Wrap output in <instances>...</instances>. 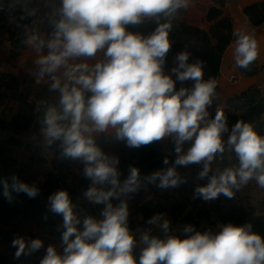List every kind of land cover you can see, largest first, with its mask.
<instances>
[{"label":"clouds","instance_id":"9594fccd","mask_svg":"<svg viewBox=\"0 0 264 264\" xmlns=\"http://www.w3.org/2000/svg\"><path fill=\"white\" fill-rule=\"evenodd\" d=\"M191 0H60L53 14L54 30L50 38L39 34L28 37L27 43L37 52L47 48V55L36 61L42 73L54 74L65 67L64 83L51 75L52 90L60 93L59 105L49 107L43 119L46 142H61L62 155L84 164V176L92 186L85 196L95 204H105L103 219L91 216L83 219L73 211L67 191L60 190L49 197L50 209L63 216V254L52 246L40 264H137L133 256L134 237L128 228V206L123 200L116 206L111 202L121 195L137 192L140 173L131 167L121 183L115 157L107 156L96 146L93 134L115 131L118 140L129 147H140L171 137L178 154L176 165L203 163L200 177L208 175L210 165L218 153L225 151L222 134L228 131L227 117L217 110L208 119V108L216 96L215 79H204L202 63H189V53L180 52L171 74L163 71L171 43V18L180 9H187ZM32 13H29L31 15ZM144 19H155L157 27L148 36L127 30L140 25ZM164 19L165 22L160 23ZM235 63L248 69L258 58V43L251 35L234 33ZM103 50L104 59L94 66L86 63L69 66L75 58H92ZM193 81L191 88L176 90V81ZM86 94H90L87 95ZM185 142H191L183 153ZM229 151H234L238 168H225L212 175L205 186L196 188L204 200L221 194L231 199L233 189H240L255 179L264 188V136L252 126L238 120L227 140ZM183 153V154H182ZM168 164L167 158L164 160ZM147 179L159 187H175L181 182L175 167L155 172ZM101 186V187H98ZM105 186H110L105 190ZM12 190L32 198L38 189L12 177ZM4 195L11 200L7 180L3 181ZM162 219L153 216L148 223ZM165 232L169 222L161 225ZM185 233H193L191 226ZM74 237V239L72 238ZM143 247L138 264H264V237L252 231V225H223L220 231L187 235L185 238L168 236L166 239L142 236ZM15 256L27 255L43 247L40 239L26 242L23 237L12 241ZM27 247V252H26Z\"/></svg>","mask_w":264,"mask_h":264},{"label":"trees","instance_id":"16d2710c","mask_svg":"<svg viewBox=\"0 0 264 264\" xmlns=\"http://www.w3.org/2000/svg\"><path fill=\"white\" fill-rule=\"evenodd\" d=\"M39 6L42 7V4ZM20 7V6H19ZM58 14L49 18L45 23L46 31H53V20L58 19ZM9 17L0 15V33L10 32V43L13 47L11 55H18L19 52L26 48L27 43L23 40L16 39L11 31ZM165 22L164 19L160 23ZM172 29L169 33L171 47L166 55L163 71L166 75L171 74L175 80V75L171 73L172 68L176 67L175 57L182 51L189 53V63H202L204 79H215L217 82L216 95L220 92L218 84V76L222 66V57L215 50L208 32L202 28L192 26L177 18H171ZM155 19H144L140 25L127 26V30L139 33L143 36L150 35L157 27ZM247 77H256L257 81L248 88L236 93L234 96L224 99V106L218 110L224 112L227 117L228 129L231 130L238 120L250 124L253 130L261 136H264V63L259 64L254 61L248 69H242ZM16 80L15 76L3 75L2 78ZM193 81H185L181 83L176 81V90L181 87L191 88ZM9 88L13 87L12 83L0 80V127L8 132L4 138H0V210L9 207H19L24 204H35L45 208L50 216V228L46 235L53 238L52 247L58 254H63L65 245L62 242L63 216L55 214L47 207L46 200L54 193L65 190L69 192V198L73 205V211L81 220L78 228H83V219L91 216L97 220L103 219L101 213L105 208V204H95L90 200H85V192L92 186L91 179L78 174L76 169H84V164L80 160H74L62 155L60 141H54L51 145L47 142L43 146L27 142L22 139L24 133L30 129L37 130L43 123L45 113L33 112L35 103L28 102V96H22V91L15 90L14 99L23 102V106L30 108V112L24 116L14 114L4 106L9 95ZM90 95V94H86ZM54 104L57 108L60 105L48 101L45 109ZM34 106V107H33ZM45 111V110H44ZM217 111L211 114V119L215 117ZM96 146H98L107 156L115 157L118 149L109 141L101 139L99 134H93ZM191 146V142H185L183 145V153ZM182 153V154H183ZM177 153L175 152V142L171 138L168 142V151L165 150L161 140L153 142L149 145L140 147H130L129 152L120 159L116 165L120 172V181H123L129 175L131 167H136L140 173V188L135 193L121 195L119 198L112 199L114 206L118 205L121 200L125 201L128 206V228L129 232L139 230L142 236L148 233L150 237L166 239L168 236H177L185 238L194 232L208 231L216 234L220 231L213 230L217 223L224 221V216L237 217V226L252 225L254 233L261 234L264 237V199L261 208H245L239 204L234 192L233 198L229 199L224 195H220L216 199L204 200L196 194V188L205 186L213 172L210 170L204 178L200 177L203 170V163L176 165ZM167 158L168 164L164 163ZM51 159L55 163L64 162L68 168H72L73 172L69 174L67 171L62 172L53 169L50 166ZM169 167H175L177 174L181 178V182L175 186L166 188L159 187V179L155 183L150 182L147 177L155 172L166 171ZM211 167V166H210ZM2 168L4 173L2 174ZM189 170V173L186 171ZM15 176L23 183L29 186H35L38 194L35 197H28L25 193H17L12 190V177ZM7 180L11 193V200L4 195L3 181ZM73 186V187H72ZM72 187V190L70 188ZM101 187V186H100ZM110 186H105V190ZM153 192V197L148 198V194ZM212 204V205H211ZM220 211L218 219L214 216L213 210ZM161 216L162 219L155 224H149L148 221L153 216ZM163 220L169 222L167 232L161 227ZM191 226L193 233H185L184 228ZM10 231L0 226V242H4L10 238ZM141 237H134L135 246L133 248V256L139 261L140 253L146 245L142 242ZM56 247H55V246ZM16 248L8 254L0 252V264H40L47 252V248L31 252L27 255H21L19 258L15 256ZM27 252V247H26Z\"/></svg>","mask_w":264,"mask_h":264},{"label":"crops","instance_id":"0c3cea01","mask_svg":"<svg viewBox=\"0 0 264 264\" xmlns=\"http://www.w3.org/2000/svg\"><path fill=\"white\" fill-rule=\"evenodd\" d=\"M2 1L14 3L17 7L15 16L9 19L11 31L13 33L17 23L30 24L40 36L46 39L51 37L53 31H46L44 26L46 21L54 16L53 10L55 7L59 6L60 0ZM25 2L32 3V5L25 6ZM40 4H42V7L39 6ZM23 7L30 8L28 12L32 14L29 16L26 11L20 14V10H23L21 9ZM263 10L264 0H191L190 6L187 9H180L176 13L179 20L206 30L215 50L222 57V66L218 76L220 92L213 98V103L209 107V119L213 112L224 106L225 98L234 96L236 93L248 88L257 81L256 77H247L244 73L236 83L231 82L230 78L243 69L238 67L235 63L234 47L236 37L234 33L242 32L255 38L258 43V58L256 62L260 65L264 63V13H259ZM9 37V31L0 33V80L8 81L12 83L13 87L17 88H9V92L12 95L8 96L6 102H4V106L14 114H20L22 116L30 112V108L23 106V102L14 99L15 90H19L22 91L19 93L20 95L28 96V102L33 101L35 105L36 103H42L40 112L46 113L47 110L45 107L48 101L59 104L60 93L58 90H52L51 87L37 84L33 80L32 73L36 68L42 67L37 64L36 61L40 56L47 55L48 50L45 48L37 52L33 46L27 43L26 48L22 49L18 55L13 56L11 55L13 47L11 46ZM103 59V50H100L95 57L70 59L67 61V64L69 66H74L76 64L86 63L91 67ZM65 70V67L62 66L56 72L64 73ZM4 74L15 76L16 80H9V78L4 79V77L2 78ZM64 80L61 84L64 83ZM49 107L56 106L52 104ZM57 109L59 110V107ZM43 128L44 125L42 123L37 130H28L23 134L22 139L43 146L46 143ZM99 135L102 140L111 142L118 149L115 155L118 161H120V159L125 160V157L121 158V156H125L130 149L126 141L116 139L114 130H109V132L100 133ZM161 142L164 144L162 139ZM164 147L165 150L168 151V143L167 146L164 145ZM186 152L187 150L184 153ZM50 166L62 172L67 171L69 174L73 172L72 168L67 169L64 162L57 164L54 162V159H51ZM75 172L82 175L83 169H76ZM186 173H189V170H187ZM72 187L70 190H72ZM152 197L153 192L151 191L148 194V198ZM46 203H50L49 199L46 200ZM20 209L21 211L15 207L1 209L0 226L10 231L11 237V235L13 236V231L9 227L11 221L15 222L16 220L18 226L26 223L29 228L26 231L31 238L35 235L36 239L42 241L43 247L48 248L51 246L52 242L50 241L51 239L53 241V238L51 235H46V232L50 228L49 214L44 209L38 208L34 204L23 205ZM35 229H38L40 234H37ZM27 233L22 234L24 235V239L28 237ZM130 234H132L133 237L142 236L139 230L132 231ZM26 242H28V240H26Z\"/></svg>","mask_w":264,"mask_h":264},{"label":"rangeland","instance_id":"374dc122","mask_svg":"<svg viewBox=\"0 0 264 264\" xmlns=\"http://www.w3.org/2000/svg\"><path fill=\"white\" fill-rule=\"evenodd\" d=\"M28 5L31 6L32 3L25 2V6H28ZM24 8H25V10H24ZM21 9H23V10H20V14H21V12L26 11L29 15L28 11L30 8L23 7ZM208 110H209V108H208ZM162 140L164 143L163 145L167 146V143L170 140V137H164V138H162ZM210 166H211L210 169L213 172V174L219 175L221 172L224 171L225 168H238L239 167V160H238L235 152L229 151V149L225 146L224 153L223 154L218 153L216 155V157L214 158V160L212 161ZM234 192L236 195V199L239 200V204H241L243 207H245V208H250V207L261 208L262 201L264 199V188H260L255 179L250 180L248 182V184L242 186L240 189H234ZM24 205H28V204H24ZM22 206L23 205H21L19 207H15V208L21 211L20 207H22ZM35 206H37L38 208H42L38 205H35ZM47 207L50 208V203L47 204ZM42 209H44L47 212V210L45 208H42ZM220 211L217 212L214 209L213 210L214 216L218 217V215H220ZM236 218L237 217L225 215L224 221L226 224H228V223L237 224ZM222 226H223V223L219 222V223H217L216 227H213V230L216 231L217 229H220ZM9 227L13 231V236L11 235V237L8 238L7 240H5L4 242H0V252L1 253H8L9 251H11V249L13 248V245H12L13 239H15L17 237H23L24 238V235H22V234H26L27 233L26 230L29 229L26 223H23L21 226H18L16 224V220H15V222L11 221V224L9 225ZM35 230H36L37 234H40L38 229H35ZM27 235H28V237L25 239V241L28 240V243H30L31 239H33V240L36 239L35 235L32 238L29 236L28 233H27ZM50 242H52V239ZM51 246H52V243H51ZM18 264H21V263H18Z\"/></svg>","mask_w":264,"mask_h":264},{"label":"built area","instance_id":"2783aa9c","mask_svg":"<svg viewBox=\"0 0 264 264\" xmlns=\"http://www.w3.org/2000/svg\"><path fill=\"white\" fill-rule=\"evenodd\" d=\"M17 7L14 3H9L0 0V15L3 16H8L9 18H13L15 16ZM259 13H264V10L259 12ZM175 17L178 19V15L175 14ZM32 34H37V31L35 28L30 25V24H16L14 27V37L16 39L23 40L27 43L28 37ZM51 75H55L57 78H59L61 81L65 79L63 76V73L61 72H56L54 74H48V73H42V67H38L34 70L32 73L33 80L39 84V85H44L47 87H50L52 80H51ZM243 76V72L239 71L236 74L232 75L230 80L233 83H236L241 77ZM42 108V103H36L33 112L37 114L38 112L41 111ZM231 133V130L228 129L227 132L222 134V139L225 142V146H227V140L228 137ZM8 135V132L4 130L2 127H0V138H4ZM69 195V192H68ZM85 200H89L87 197H85ZM212 205V204H211ZM218 219V217H216ZM21 263V262H18ZM17 263V264H18Z\"/></svg>","mask_w":264,"mask_h":264},{"label":"water","instance_id":"95a60500","mask_svg":"<svg viewBox=\"0 0 264 264\" xmlns=\"http://www.w3.org/2000/svg\"><path fill=\"white\" fill-rule=\"evenodd\" d=\"M0 166H2V163H1V161H0ZM4 173V170H3V168H2V174ZM73 239H74V237H72Z\"/></svg>","mask_w":264,"mask_h":264}]
</instances>
